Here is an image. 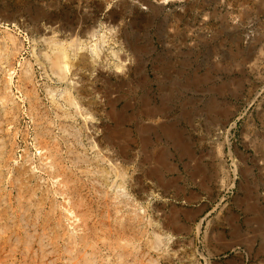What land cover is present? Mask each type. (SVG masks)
<instances>
[{
    "label": "rangeland",
    "instance_id": "374dc122",
    "mask_svg": "<svg viewBox=\"0 0 264 264\" xmlns=\"http://www.w3.org/2000/svg\"><path fill=\"white\" fill-rule=\"evenodd\" d=\"M123 2L127 14L118 30ZM81 9L97 21L78 52L93 55L97 48L109 61H98L94 71H69L59 82L46 54L53 41H71L56 26ZM0 39V94L10 99L0 102V264L77 262L81 221L68 219L35 146L36 129L51 120L54 138L65 136L82 154L78 165L66 164L78 184L88 185L82 195L93 202L87 232L98 235L89 249L97 264H264V0H0ZM72 84L95 90L75 100V119L59 120L58 107H68L61 94ZM34 89L50 117L44 126L30 115ZM92 99L94 113L83 105ZM158 105L163 113L151 116ZM118 113L127 117L116 126ZM163 125L178 132L175 142ZM17 170H25L26 186L14 181ZM124 233L133 243L127 248L115 239Z\"/></svg>",
    "mask_w": 264,
    "mask_h": 264
},
{
    "label": "bare ground",
    "instance_id": "6f19581e",
    "mask_svg": "<svg viewBox=\"0 0 264 264\" xmlns=\"http://www.w3.org/2000/svg\"><path fill=\"white\" fill-rule=\"evenodd\" d=\"M107 1V0H105ZM127 1V0H126ZM128 3L127 2H123L122 3V24H119L118 25V30H120V28L123 26L124 22H125V14L126 11H127V5ZM150 7V6H149ZM90 10V9H89ZM111 13V12H110ZM112 15H107L106 16V23H107V28L109 29V33H111V30L114 28V20H112ZM48 21V20H47ZM97 21V17L95 15H93L90 11H83L82 9L81 10H78L77 11V14L74 15L71 19H68L65 23H60L58 26H56V29L61 31V36L65 37V38H70L71 41H69V43L66 41L64 42V40H55L53 41V52L50 54V55H47L46 54V58L49 62V65H50V68H51V72L53 73V75L56 77V80H58L59 82H64L65 80L67 81V78H68V73L69 71H72V74L77 71V70H93L95 66V64L98 62V61H102L103 59H106L107 61H109V56L110 54H106V55H102L101 54V51L100 49H97L95 48L94 51H93V55H88V54H85V53H80L78 52V42L80 41L81 37L84 36V35H87V34H90L91 36L94 35V23ZM56 23V22H55ZM113 24V25H111ZM116 24V23H115ZM106 28V27H105ZM6 31V30H5ZM113 31V30H112ZM57 31H55L54 33H56ZM6 36V35H5ZM104 36V35H103ZM59 37V36H58ZM111 37V36H110ZM51 39V38H50ZM1 40V39H0ZM53 40V39H52ZM106 40V39H104ZM98 42V41H96ZM130 42V41H129ZM2 43V42H1ZM4 43V42H3ZM2 43V45H3ZM52 44V43H51ZM80 44V43H79ZM97 43H95L96 45ZM106 44V43H105ZM127 44V43H126ZM100 45V44H99ZM1 46V45H0ZM69 47H75L76 49L73 50V54H72V51L69 50ZM95 47V46H94ZM127 47V46H126ZM7 49V47L5 48ZM11 49V48H10ZM52 49V48H51ZM82 49V48H81ZM104 51V50H103ZM102 51V52H103ZM2 52V50H1ZM88 52V51H87ZM114 52V51H113ZM113 55H117V54H114V53H111ZM2 55V54H1ZM10 56V55H9ZM105 56V57H104ZM119 56V55H117ZM1 57V56H0ZM7 57V56H6ZM71 57H74V58H71ZM122 57V56H121ZM38 59V58H37ZM45 59V58H44ZM5 61V60H4ZM131 62V60H130ZM27 64V63H26ZM100 64V63H99ZM122 64V63H121ZM138 65V64H137ZM98 66V65H97ZM11 67V65H10ZM9 67V68H10ZM115 68L117 70L123 68L122 65H115ZM13 69V68H12ZM32 69V68H31ZM31 69H25V73L22 74L24 75V79L28 82V80H31L32 79V72H31ZM97 69V68H96ZM130 69V68H129ZM6 71V70H5ZM8 71V70H7ZM94 71V70H93ZM10 72H13V71H8L7 74L9 75V79L6 81H8V83H10L11 79H12V76H11V73ZM6 74V73H5ZM13 74V73H12ZM21 75V76H22ZM52 75V74H51ZM7 77V76H6ZM19 77V76H18ZM22 79V78H21ZM79 80V79H78ZM18 81V80H17ZM4 82V81H3ZM6 83V84H8ZM32 83V82H31ZM30 83V84H31ZM96 83V82H95ZM11 84V83H10ZM75 84V83H74ZM72 84V88H65L63 93H59L61 94V97H62V100L64 101V103L66 104V106H68L67 108H64L63 105H60L58 107V111H61L63 113V116L60 115L59 113H57V116L55 114V117H58L59 120H67L69 118H76L74 117V113L71 111V108L72 106H75L74 109L78 106V103L75 101L77 98L78 99H85V97L87 95H90L92 94V92L95 90L94 87H92L91 85L90 86H87V85H81L79 87L75 86L77 84ZM81 84V83H80ZM24 85V83H23ZM22 85V86H23ZM187 85V84H186ZM4 86V85H3ZM7 86V85H6ZM9 86V85H8ZM19 86V85H18ZM17 86V87H18ZM21 86V87H22ZM25 86V85H24ZM34 86V85H33ZM35 87V86H34ZM23 88V87H22ZM21 88V89H22ZM4 89V88H3ZM7 89V88H6ZM20 89V90H21ZM26 89V88H25ZM23 89V90H25ZM32 89V88H31ZM11 90V89H10ZM9 90V91H10ZM28 90V89H26ZM57 90V88H56ZM54 91V90H53ZM59 91V90H57ZM25 92V91H24ZM30 92V91H29ZM33 92V91H32ZM56 92V91H55ZM23 93V92H22ZM57 93V94H58ZM39 94V93H38ZM37 94V92L35 91L34 89V93L32 94V96L30 97V112H31V116L32 118L34 119V123L38 126H41V125H45V123L47 122V120L50 118L46 117L48 116L47 112L48 111H44L45 114L43 113V109H41V106H42V103L40 101V97L39 95ZM31 95V94H30ZM110 95V94H109ZM25 96H28L26 93H25ZM59 96V95H58ZM57 96V97H58ZM108 96V95H107ZM49 97V96H48ZM109 97V96H108ZM106 97V98H108ZM52 98V97H51ZM60 99V98H59ZM82 99V100H83ZM6 101V102H9V96L7 94H0V102L1 101ZM27 100V99H26ZM94 99L92 100H89L87 102H83V105H87L88 107L91 108V111H93L92 113H94ZM108 100V99H107ZM111 100V99H109ZM108 100V101H109ZM114 100V99H113ZM117 100V99H116ZM28 101V100H27ZM144 101V100H143ZM163 101V100H162ZM57 102V101H55ZM59 102V101H58ZM4 103V102H3ZM61 103V102H60ZM85 103V104H84ZM109 103H113L112 100L111 102ZM161 103V102H160ZM212 103V102H211ZM29 104V103H28ZM44 104V103H43ZM63 104V103H62ZM2 105V104H1ZM5 105V104H4ZM14 105V104H13ZM109 105V104H107ZM125 106V105H124ZM154 106V105H153ZM165 106V105H164ZM80 107V106H79ZM111 107V105H110ZM126 107V106H125ZM155 107H158L156 109H153V110H146V111H149L148 113L151 115V116H156L158 114H162L163 113V109H165V107L161 109V106L159 107L158 106H155ZM169 107V106H168ZM171 107V106H170ZM213 107V106H212ZM3 108V107H2ZM12 108V107H11ZM48 108V107H47ZM54 108V107H53ZM113 108V107H112ZM148 108V107H147ZM28 109V108H27ZM150 109V108H148ZM97 110V109H95ZM123 110V109H122ZM77 111H78V108H77ZM76 111V112H77ZM83 111V110H82ZM86 111V110H85ZM113 111V110H112ZM55 112V111H54ZM97 112V111H96ZM47 113V114H46ZM78 113V112H77ZM88 113V112H87ZM218 113V112H216ZM80 114V112L78 113ZM90 114V113H89ZM87 114V115H89ZM148 114V115H149ZM50 115V114H49ZM85 115V114H84ZM95 115V114H94ZM98 115V114H97ZM105 115V114H104ZM147 115V114H146ZM164 115V114H163ZM16 116V114H15ZM30 116V117H31ZM4 117V116H2ZM87 117V116H86ZM127 117V116H126ZM126 117L124 116V114L122 113H118L117 116H116V126L123 123L124 120L126 119ZM150 117V116H149ZM90 118V116H89ZM99 118V117H98ZM131 118V117H130ZM56 119V118H55ZM83 119V118H82ZM94 119V118H93ZM128 119V118H127ZM155 119V118H154ZM157 119V118H156ZM12 120V119H11ZM71 120V119H70ZM112 120V119H111ZM1 121V120H0ZM86 121H88L86 119ZM130 121V120H129ZM62 122V121H61ZM102 122V121H101ZM174 122V121H173ZM57 123H59V121H57ZM51 124H53V121H48V124L46 126H44L45 128L40 130L39 129H36V137H35V140H36V147L37 149H40L38 150V154L40 155V160L42 162V167H43V170L44 172L48 175L49 178H51L52 180H56V186L55 188H53L55 190L56 193L60 194L61 196H63L64 200H65V203L63 206H65L66 210L65 212L68 213V219L69 220H73V223H75V221H81L80 222H76V223H79L76 225V229L79 228L81 231H83V235L80 236V240L77 239V241L74 242V245H73V248L74 249H77V252L78 255L76 256L77 258V262L75 264H78V262L84 258V261H85V264H97L96 261H95V258H94V253L90 252L89 253V249L91 248H94V241H95V237H97V232L96 231H93L91 233L87 232V230H91L90 227L88 225V222L90 219V216L91 214L90 213H95V212H91V207L89 206L90 205V202L93 203L92 201L88 202V199L86 197H84V195H82V192H83V187H86L88 188V185L86 183H82L84 185H80L78 184L80 181H78V183L76 182L77 180H75L74 176H73V172L70 173V169H68V166L66 164L67 160L68 159V162L71 163L73 166H76L79 164V160L81 159V156L82 154L78 153L77 150H75L76 148L74 146H72L71 143H69L70 141H67L66 140V137L65 136H61V138H54V136L52 135L51 133ZM55 124V123H54ZM91 124V123H90ZM104 124V123H103ZM85 125V124H84ZM161 125V124H160ZM143 126V125H142ZM36 127V126H35ZM105 127V126H104ZM109 127V125H108ZM64 126L62 127L61 126V130H63ZM87 128V127H86ZM88 128H90V126H88ZM113 128V126H112ZM75 129V128H74ZM91 129V128H90ZM88 130V129H87ZM111 130V128H110ZM65 133L67 132V130H63ZM153 131V129H152ZM155 131V130H154ZM163 132V134L169 136L170 138H172V141L175 142L177 140V133L175 132V130L170 127L169 125H163L161 127V130ZM81 130L79 131H76L74 135H78V134H81L80 133ZM90 132V131H89ZM102 132V131H101ZM35 134V133H34ZM68 134H71V132H68ZM89 136V135H88ZM143 136V135H142ZM101 137V136H100ZM91 138V137H90ZM104 138V137H103ZM89 139V138H88ZM147 139V138H146ZM100 140V139H99ZM186 141V140H185ZM183 142V141H182ZM64 144H65V147H66V152L63 153V147H64ZM114 144V143H112ZM116 144H118L116 142ZM95 145V144H94ZM103 145V144H102ZM147 145V144H146ZM99 147V146H98ZM27 151V150H26ZM120 151V150H119ZM126 151V150H125ZM160 152V151H159ZM3 153V152H2ZM101 153V152H100ZM114 153V152H113ZM120 153V152H119ZM1 154V153H0ZM80 154V155H79ZM115 154V153H114ZM99 155V154H98ZM122 155V154H121ZM184 155V154H183ZM190 155V154H189ZM103 156V155H102ZM157 156V155H156ZM191 156V155H190ZM99 157V156H98ZM104 157V156H103ZM83 158V157H82ZM97 158V157H94V159ZM129 159V158H128ZM1 160V159H0ZM11 160V159H10ZM87 160V158H86ZM106 160V158H105ZM94 161V160H93ZM108 161V160H107ZM6 163V162H5ZM89 163V162H88ZM7 165V164H6ZM32 165V164H31ZM93 165V164H92ZM97 165V164H96ZM72 166V167H73ZM6 167V166H5ZM91 167V166H90ZM95 167V166H93ZM22 168V167H21ZM102 168V166H101ZM106 168V167H105ZM118 168V167H117ZM5 169V168H4ZM98 169V168H97ZM70 170V171H68ZM95 170V169H93ZM92 170V172H94ZM106 169H103V170H99L98 172L102 173L101 175H104V173L107 171H105ZM114 170V169H113ZM121 170V169H120ZM156 170V169H155ZM18 171V170H17ZM25 170L21 171L19 170L18 172V175L16 180L14 181H17L19 184H21V187L24 185L26 186V184H24L23 182V177H24V172ZM88 171V170H87ZM91 171V170H90ZM116 171V170H115ZM10 172V171H9ZM120 172V171H119ZM123 172V171H121ZM12 173V172H11ZM99 173V174H100ZM154 173V172H153ZM29 174V173H28ZM44 174V173H43ZM96 174V172L94 173ZM93 175V174H92ZM105 175H107V172L105 173ZM104 175V176H105ZM121 174L117 173L116 176H120ZM76 176V175H75ZM94 176V175H93ZM39 178V177H38ZM101 178V176H100ZM105 180V179H104ZM92 181V180H90ZM95 181H97L95 179ZM87 182V181H86ZM47 183V181H46ZM103 183V182H102ZM112 183V182H111ZM28 184V182H27ZM38 184V183H37ZM51 184V183H50ZM53 184V183H52ZM100 184V183H99ZM104 184V183H103ZM109 184V183H107ZM6 185V184H5ZM49 186V185H48ZM91 188H94V190L96 191V186L94 183H91ZM121 186V185H120ZM18 189H19V186H17ZM37 187V186H36ZM47 187V186H46ZM107 187V186H106ZM4 188V186H3ZM11 188V187H10ZM31 188V187H30ZM33 188V187H32ZM32 188L30 189L31 192H29L28 194L32 195L33 194H37L40 187H37V188ZM45 188V186H44ZM111 189V188H110ZM22 190V188H21ZM19 189V191H21ZM87 190V189H86ZM43 191V190H41ZM45 191V190H44ZM91 191V190H90ZM89 191V192H90ZM17 192V191H16ZM51 192V191H50ZM19 193V192H18ZM33 193V194H32ZM44 193V192H43ZM47 193V192H46ZM107 193V192H106ZM104 193V194H106ZM22 194V193H21ZM25 195V193H23ZM101 194V193H100ZM17 195V193H16ZM20 193L17 195L19 196ZM23 195V196H24ZM21 196V195H20ZM22 196V197H23ZM34 196V195H33ZM87 196V195H86ZM119 197V195H117ZM5 197V196H4ZM17 198V197H16ZM21 199V197H19ZM24 198V197H23ZM23 198L21 200H23ZM33 198V197H32ZM31 198V199H32ZM38 198V197H37ZM40 198V197H39ZM75 198L77 200H75ZM99 198V197H98ZM97 198V199H98ZM111 198V197H110ZM117 198V197H116ZM30 200V202L33 203V200ZM101 199V198H100ZM113 199V198H111ZM11 200V199H10ZM9 200V201H10ZM42 200V199H40ZM39 200V201H40ZM56 200V199H55ZM114 200V199H113ZM116 200V199H115ZM114 200V201H115ZM126 200V199H125ZM12 201V200H11ZM19 201V199L17 200ZM16 201V202H17ZM24 201V200H23ZM26 201V200H25ZM110 201V200H109ZM122 201V200H121ZM9 203V202H7ZM36 203V201H35ZM118 203V202H117ZM251 203V202H250ZM25 204V203H24ZM95 204V203H94ZM97 204V203H96ZM20 205V204H19ZM30 205V204H29ZM87 205V210H85L86 212H83L80 214V212H77L76 211V208L78 209V206L79 208L81 207H86ZM99 205V204H98ZM4 206V205H3ZM21 206V205H20ZM35 206V205H34ZM106 206V205H105ZM128 206V205H127ZM26 207V206H25ZM114 207V206H113ZM117 207L119 208V206L117 205ZM31 208V207H30ZM36 208V207H35ZM95 208V207H94ZM121 208V207H120ZM119 208V209H120ZM16 209V208H15ZM25 209V208H24ZM22 209V210H24ZM98 209V208H97ZM117 208H115L116 210ZM30 210V209H29ZM42 210V209H41ZM63 210V209H62ZM113 210V208H112ZM20 211H21V208H20ZM50 211V210H49ZM53 211V210H52ZM114 211V210H113ZM118 211V209L116 210ZM25 212V211H24ZM29 212V211H28ZM35 212H36V209H35ZM44 212V211H43ZM107 212V211H106ZM15 213V212H14ZM18 213V212H17ZM26 213V212H25ZM40 213V212H38ZM97 213V212H96ZM103 213V212H102ZM116 213V212H115ZM114 213V214H115ZM119 213V211H118ZM106 214V213H105ZM0 215H1V212H0ZM10 215V214H9ZM99 215V214H98ZM259 215V214H258ZM137 216V215H136ZM2 217V216H1ZM7 217V216H6ZM47 216H45L46 218ZM109 217V216H108ZM124 217V216H123ZM122 217V218H123ZM60 218V217H59ZM100 218V217H99ZM32 219V218H31ZM95 219V218H94ZM107 220V219H106ZM260 220V219H259ZM34 221V220H33ZM58 221V220H57ZM109 221V220H107ZM114 221V220H113ZM258 221V219H257ZM98 222V221H97ZM20 223V222H19ZM95 223V222H94ZM126 223V222H124ZM4 225V224H3ZM84 225V228L85 227H88L86 228V230L83 228L82 230V226ZM91 225V224H90ZM129 225V224H128ZM233 225V224H232ZM1 226V225H0ZM106 226V225H105ZM24 227V226H23ZM32 227V226H31ZM107 227V226H106ZM235 227V226H234ZM259 227V226H258ZM44 228V227H43ZM42 228V229H43ZM104 228V227H103ZM110 228V227H109ZM147 228V227H146ZM46 229V228H45ZM94 229H97V228H94ZM113 229V228H112ZM117 229V228H116ZM127 229V228H126ZM261 229V228H260ZM0 230H3L0 228ZM85 230V231H84ZM102 230V229H101ZM235 230V229H234ZM106 231V230H105ZM4 232V231H3ZM33 232V231H32ZM41 232V231H40ZM47 232V231H46ZM56 232V231H55ZM65 232V231H64ZM78 232V230H77ZM143 232V231H142ZM27 233V232H26ZM79 233V232H78ZM105 233V232H104ZM232 233V231H231ZM240 233V232H239ZM6 234V233H4ZM126 234H117V236L115 237V239L117 240V243L120 247H123L124 248H127L126 246L130 245V244H133L132 243V240L129 238V237H126L125 236ZM47 236V235H46ZM104 236V235H103ZM106 236V235H105ZM109 236V235H108ZM239 236V235H238ZM9 237V236H8ZM11 237V236H10ZM244 237V236H243ZM41 238V237H40ZM108 237L106 236V238H104V240H106ZM26 239V238H25ZM57 239V238H56ZM102 239V237H101ZM142 239V238H141ZM172 239V238H171ZM98 240V239H97ZM108 240V239H107ZM110 240H113V239H110ZM139 240V239H137ZM170 240V239H169ZM22 241V240H21ZM109 241V240H108ZM98 242V241H97ZM103 242V241H102ZM144 242V241H143ZM28 243V242H26ZM25 243V244H26ZM93 243V244H92ZM136 243V242H135ZM223 243V241H222ZM3 245V244H2ZM1 245V246H2ZM30 245V244H29ZM165 245V244H164ZM225 245V244H224ZM28 246V245H27ZM134 246V245H133ZM114 247V246H113ZM129 247V246H128ZM132 247V246H131ZM15 248V247H14ZM41 249L43 247H40ZM153 248V247H152ZM106 249V248H105ZM155 249V248H154ZM73 250V249H72ZM115 250V249H114ZM130 250V249H129ZM139 250V249H138ZM15 251V250H14ZM68 251V250H65V252ZM93 251V250H92ZM11 252V251H10ZM105 252V251H104ZM8 253V252H7ZM42 253V252H41ZM55 253V252H54ZM116 253V252H115ZM69 254V253H68ZM4 255V254H3ZM49 255V254H48ZM124 255H130V251H126V253H124ZM142 255V254H141ZM123 256V254H120L119 255V258L121 259ZM58 257V256H57ZM75 257V256H74ZM135 257V256H134ZM15 258V257H14ZM68 258V257H67ZM66 258V260H68ZM136 258V257H135ZM134 258V259H135ZM138 258V257H137ZM24 259V258H23ZM97 259V258H96ZM133 259V258H132ZM142 259V258H141ZM139 259V260H141ZM73 260V259H72ZM146 260V259H145ZM21 261V260H20ZM121 261V260H120ZM126 261V260H125ZM82 262V261H81ZM139 262V261H138ZM143 262V261H142ZM141 262V263H142ZM1 263V262H0ZM19 263V262H18ZM23 263V262H22ZM33 263V262H32ZM119 263V262H118ZM126 263H128L126 261ZM134 263H136L134 261ZM133 263V264H134ZM140 263V262H139ZM150 263V262H149ZM4 264V263H3ZM39 264H42V263H39ZM53 264V263H52ZM138 264V263H137Z\"/></svg>",
    "mask_w": 264,
    "mask_h": 264
},
{
    "label": "crops",
    "instance_id": "0c3cea01",
    "mask_svg": "<svg viewBox=\"0 0 264 264\" xmlns=\"http://www.w3.org/2000/svg\"><path fill=\"white\" fill-rule=\"evenodd\" d=\"M255 204H256V203H255ZM251 206H254V205H251ZM251 206H250V209H251ZM258 214H259V215H258ZM261 215H262V211H261V209H260V210H259V209L256 210V215H255V216H256V217H257V216L262 217ZM255 216H254V217H255ZM254 219H255V218H254ZM237 264H238V263H237Z\"/></svg>",
    "mask_w": 264,
    "mask_h": 264
}]
</instances>
